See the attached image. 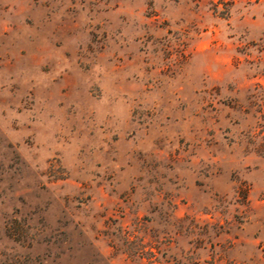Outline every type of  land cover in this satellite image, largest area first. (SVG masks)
I'll list each match as a JSON object with an SVG mask.
<instances>
[{
    "label": "rangeland",
    "instance_id": "1",
    "mask_svg": "<svg viewBox=\"0 0 264 264\" xmlns=\"http://www.w3.org/2000/svg\"><path fill=\"white\" fill-rule=\"evenodd\" d=\"M0 264H264V0H0Z\"/></svg>",
    "mask_w": 264,
    "mask_h": 264
}]
</instances>
